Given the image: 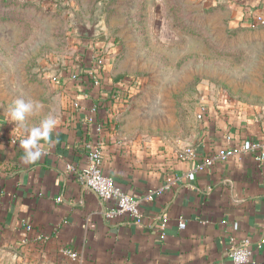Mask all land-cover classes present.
Returning <instances> with one entry per match:
<instances>
[{
	"label": "crops",
	"instance_id": "1",
	"mask_svg": "<svg viewBox=\"0 0 264 264\" xmlns=\"http://www.w3.org/2000/svg\"><path fill=\"white\" fill-rule=\"evenodd\" d=\"M232 2L246 18H264V0ZM75 69L70 64L60 74L62 108L50 138L39 142L41 159L25 164L19 141L30 131L0 119L2 245L20 250L32 264H230L231 238L264 240V161L251 150L264 144V105H208L185 141L143 146L115 132L126 103L98 107L109 86L128 91L122 80L115 82L119 76L111 60L97 76L101 84L87 92L71 80ZM88 123L89 137L103 142L106 176L135 198L159 192L153 202L142 203L140 224L126 215L109 217L116 204L101 201L68 171L89 162L95 143L87 140ZM208 160L213 164L198 170ZM162 215L168 218L164 227ZM249 264H264V248Z\"/></svg>",
	"mask_w": 264,
	"mask_h": 264
},
{
	"label": "rangeland",
	"instance_id": "2",
	"mask_svg": "<svg viewBox=\"0 0 264 264\" xmlns=\"http://www.w3.org/2000/svg\"><path fill=\"white\" fill-rule=\"evenodd\" d=\"M232 0H0V119L22 98L40 105L30 131L62 108L54 78L93 46L128 88L118 133L143 146L175 147L199 127L206 106L264 105V25ZM74 14L95 40L75 37ZM92 44V45H91ZM61 74V73H60ZM117 79V80H119ZM0 243V264L28 263Z\"/></svg>",
	"mask_w": 264,
	"mask_h": 264
},
{
	"label": "built area",
	"instance_id": "3",
	"mask_svg": "<svg viewBox=\"0 0 264 264\" xmlns=\"http://www.w3.org/2000/svg\"><path fill=\"white\" fill-rule=\"evenodd\" d=\"M258 22L264 25V18L258 17ZM108 57L101 52V55L93 60L98 68L103 70V67L107 61ZM61 71H59L60 75ZM91 75L94 76L95 84L100 85L101 82L94 74L93 69L91 70ZM60 77H55L54 81L56 83L60 82ZM127 98L129 96L128 91H126ZM119 102V98L116 99ZM95 112V111H94ZM96 113V112H95ZM94 113V114H95ZM205 113V109H202V113L199 118H201ZM92 122V119H89ZM102 128L99 126L97 128V134H101ZM89 141L95 143L90 149L89 162L84 167H76L74 165L68 166V171L73 173L78 182L87 190L93 192L97 197L103 202H114L116 206L112 209L108 216L115 218L116 216L126 215L132 222L140 224L142 222L141 205L144 202H153L158 195V191H152L142 198H135L120 187H118L114 180L105 175L103 170L104 155H103V142L92 135L89 137ZM251 150L255 151L257 155V161H264V144L254 145ZM187 152L192 156L193 150L189 148ZM213 164V160L206 161L203 165L198 166V170H203L206 166ZM160 221L163 223V227L166 225L168 218L166 215L160 216ZM229 257L230 264H249L252 256L256 251H260L264 248V240H260L257 243H252L249 240L242 242H236L233 238L229 240ZM74 259L77 258L75 254L72 255Z\"/></svg>",
	"mask_w": 264,
	"mask_h": 264
},
{
	"label": "trees",
	"instance_id": "4",
	"mask_svg": "<svg viewBox=\"0 0 264 264\" xmlns=\"http://www.w3.org/2000/svg\"><path fill=\"white\" fill-rule=\"evenodd\" d=\"M101 55L100 50H92L89 47L84 48L83 50H79V52L77 53L76 57L74 58V62L72 65L76 66V69L74 71V75L71 78V80H73L75 82V86L76 88H78V86H83L85 87V91L87 92V88L89 87H93V85L95 84V80H94V76L91 75V70L93 69L94 74L96 76H100L103 75V70L98 68L97 65H95V63L93 62V60L97 57H99ZM117 61L118 60H111V63L113 64V66L116 67L117 65ZM119 79V78H117ZM116 80V79H115ZM121 79L115 81L116 83L119 82ZM124 82H127V80H122V83L124 84ZM126 87V85H125ZM124 87H120L118 85H113V86H109L107 90V95L105 96V99L102 100V102H100L98 104L99 108H104L106 110L112 109V107L114 105H118L120 103H126L127 100V95L125 94L126 91H124L125 89H123ZM61 89V88H60ZM93 89V88H91ZM91 91V90H90ZM117 98H119V102H117ZM95 118H97V114H95ZM94 118V119H95ZM93 123V122H91ZM91 123H88L84 129V131L87 134V140L89 138V126L92 125ZM99 124H103L104 121L98 122ZM107 127H109L111 124L109 122L106 123ZM119 129V124L116 123V128H115V132H117Z\"/></svg>",
	"mask_w": 264,
	"mask_h": 264
},
{
	"label": "clouds",
	"instance_id": "5",
	"mask_svg": "<svg viewBox=\"0 0 264 264\" xmlns=\"http://www.w3.org/2000/svg\"><path fill=\"white\" fill-rule=\"evenodd\" d=\"M14 106L8 110V117L11 122H23L26 118V114H31L35 108H39L40 105H33L30 101H25L22 98H18L13 102ZM57 124V120L49 116L42 121L39 127H34L30 130L26 139L19 141V146L24 149V163L32 164L41 159L45 154L41 150L40 141H47Z\"/></svg>",
	"mask_w": 264,
	"mask_h": 264
},
{
	"label": "water",
	"instance_id": "6",
	"mask_svg": "<svg viewBox=\"0 0 264 264\" xmlns=\"http://www.w3.org/2000/svg\"><path fill=\"white\" fill-rule=\"evenodd\" d=\"M75 37L83 40H95L101 31L99 16H96L90 24L77 14H74L72 22Z\"/></svg>",
	"mask_w": 264,
	"mask_h": 264
}]
</instances>
